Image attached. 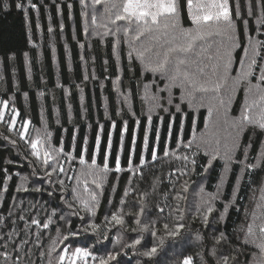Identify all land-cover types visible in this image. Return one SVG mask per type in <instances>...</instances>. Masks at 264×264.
Segmentation results:
<instances>
[{
	"label": "snow or ice",
	"instance_id": "1",
	"mask_svg": "<svg viewBox=\"0 0 264 264\" xmlns=\"http://www.w3.org/2000/svg\"><path fill=\"white\" fill-rule=\"evenodd\" d=\"M101 4L105 5L101 18L106 19L107 23L97 24L96 13L99 9L96 6ZM79 5L85 17L82 31L87 39L84 42L79 39L77 23L76 32L63 43V49L67 54V70L71 73L74 61L69 43L75 42L73 48L80 50L77 66L83 65L84 71L82 76L70 80L69 87H64L60 82L61 69L58 67L55 89L62 93V101H69V122H72V101L77 92L78 115L85 120L91 116L93 103L97 108L100 106L99 97L85 102L89 83L101 92H107L103 104V119L109 123L106 146L101 148V133L105 125L99 120L96 121L99 131L91 151L87 137L83 138L82 146H78L74 134L68 144L71 151L66 150L63 139H57L59 147H54L47 123L43 137L37 130L35 139H26L30 121L23 120L21 128L17 129V116L20 113L12 107L6 120L5 110L9 109V101L0 100V122L4 123L5 132L15 130L19 141L24 142V157L28 160L27 167L31 168L28 175L13 172V168L23 171L25 166L18 157L11 155L5 135L4 140L0 141L8 153L0 155V187L3 193L9 194L8 197L0 195L4 210L12 214L7 204L8 199H17L12 194L13 190L15 193H47L49 200L42 203L36 201L32 206L39 204L45 211L50 208L51 214L46 220L31 218V224L56 232L57 238L51 240L48 264H52L51 256L56 252L58 240L64 246L57 253L56 264H89L90 261L93 264H132L131 259L124 258L126 252L109 250V244L114 248L120 244L123 235H118L113 242L97 222L98 209L106 192L107 204L111 208L104 213V227L120 226L121 230H125L126 216L135 222L131 232L136 236H130L132 242L122 247L135 250L142 246L145 234L152 237L151 247L144 245L143 251L135 252L136 256L147 259L143 262L137 259L135 264H168L162 258L165 246L169 242L175 246L183 239L181 230L186 228L183 221L190 212L194 219H200L203 228L209 230L213 241L209 253H198L200 264H239L241 256H245L244 264H249V244H255L259 249V256L254 257L251 264H264V0H122L120 4L113 2L110 5L109 0H92L91 14L87 11L90 7L88 0H79ZM51 6L56 13L61 12V4L57 0H52ZM10 7L21 12L27 24L31 11L40 13L41 8L47 9L49 4L46 0H39V3L36 0H11L10 5L9 0H0V9L7 12ZM73 7L72 3L66 5L69 12ZM185 9L194 28L182 26ZM113 10H116L114 18ZM252 18H255V26ZM40 27L37 16L35 28ZM210 27L222 34L224 39L206 42L205 37L212 35L208 31ZM46 31L62 38L65 23H59L58 33H54L51 23ZM28 32V43L33 48H39L40 45L33 41L31 28ZM252 32L257 36L251 35ZM146 33H155L151 36L152 42L147 46L138 44ZM48 47L55 63L56 43H50ZM22 57L31 81L36 60L33 58L30 62L28 51H24ZM17 60L15 54L0 58V67L7 72L10 61L14 77ZM98 61H102L99 63V74ZM4 79V75H0V83ZM105 81L110 87H106ZM37 87L48 89V84L45 82ZM241 89L244 91V103L240 115L232 116L230 113L235 95ZM10 90L11 85L7 91ZM24 95L27 99V92ZM37 95L46 98L45 91ZM254 107L261 109L257 119L250 116ZM202 108L207 109V116L203 118L204 130L200 131ZM59 116L58 113L57 124H60ZM118 125L119 139L114 151L113 134ZM88 127L92 125L88 124ZM213 141L217 147L211 151L202 147ZM222 141L223 151L220 149ZM11 145L17 146L18 141L11 140ZM77 158L79 164L85 166L80 176L76 177L77 184L81 176L93 177L91 183L94 188H89L86 180L84 182L83 191L87 198L80 195L77 187H72L69 192L65 180L59 178L60 174H64L69 180L73 179L68 176L72 168L66 169L65 162L71 165ZM217 160L221 164V173L215 192H206L204 184L200 183L195 193L198 200L194 205L189 204L187 194L190 184L195 181L188 179L181 183V177L190 178L193 173L202 176L214 169ZM166 165L173 169L167 176L163 172ZM197 168L202 171L197 173ZM54 174L57 176L55 181ZM122 176H126V179L121 186ZM17 177L19 184L16 183ZM233 179L235 187H232ZM242 181L245 182L243 185ZM225 185H228L227 191ZM248 189L253 192L250 199L255 200V193H260V202L256 204L259 212H249L246 205L239 203L243 199L240 193ZM57 191L63 193L58 198L59 202L55 199ZM130 196L136 198L128 199ZM117 198L119 205L138 211H114ZM242 207L245 221L250 216L252 223H247L246 227L241 225L239 229L233 228L229 233L221 222L226 220L230 209L240 212ZM74 217L80 227L73 226ZM19 218L24 219L23 216ZM257 220L260 221L258 225ZM161 221L163 234L156 227ZM0 222L5 221L0 219ZM254 226L258 227L259 237ZM89 229L93 236L89 235ZM239 233L244 234L243 243L240 242ZM41 236L42 233H36V240L39 241ZM206 237L207 233L202 236L197 230L194 241L202 242ZM8 239H11L10 235ZM20 243L27 245L29 240L24 239ZM41 246L37 244V247ZM40 255L43 257L44 253ZM12 264H16L15 259ZM174 264H194V257L185 255Z\"/></svg>",
	"mask_w": 264,
	"mask_h": 264
},
{
	"label": "trees",
	"instance_id": "2",
	"mask_svg": "<svg viewBox=\"0 0 264 264\" xmlns=\"http://www.w3.org/2000/svg\"><path fill=\"white\" fill-rule=\"evenodd\" d=\"M37 3H39V0H36ZM46 2L49 4V7L47 9L41 8L40 13H37L36 11L30 12V20L26 24L23 15L18 10L11 8L5 12L2 9H0V58L10 56L15 54L18 58L17 64H16V72L15 76L13 77L12 74V68H11V62L9 61V68L7 72L3 71V68L0 67V75H4V82L0 83V100L10 98L13 99V105L16 108L17 112L20 113L18 115V125L21 126L23 120H29L30 126L34 128H39L43 124H48L47 130L52 132V144L54 147H59V144L56 142L57 139H63L65 141L66 150L71 151V149L68 147L69 142L71 141V137L73 134L76 136V144L78 146H82L83 138L86 136L88 139V148L89 151L92 150L95 143V135L97 134L98 127L96 124V121L99 120L100 123H103L105 125L104 132L101 133V148L103 149L106 146V139L107 134L109 130V123L103 119V112H104V96L107 95V92H101L98 87H94L92 83H89L87 89H86V103L89 100H94L96 97H99L100 106L99 108L96 107L95 103H93L92 113L90 118L87 120L84 119L83 116L78 115V107H79V93L77 92L75 97L72 101V111H71V121L69 122V109H68V103L69 101L61 100L62 93L55 89V82L57 77V68L60 67L61 69V76H60V82L64 85V87H69V83L71 79H75L77 76H82L84 68L83 65L77 66L78 62V53L80 52L79 48H73L74 41H70L69 43V49L72 52L73 57V70L71 73L67 70V54L64 52L63 49V43L65 41H69L71 35L76 32L77 30V23H79L80 28V35L79 39L81 42L85 41V37L83 35V26H82V10L79 5V0H57L61 4V12L56 13L55 9L51 6L52 0H46ZM9 3L11 5V0H9ZM72 3L74 4L73 9L69 12V10L66 8V5ZM187 10L185 9V20L183 22V27H190L191 23L190 20L186 16ZM37 16H39L41 27L40 29L35 28V21L37 19ZM51 18V19H50ZM64 22L65 23V32L62 38L60 37H54L52 34L47 33V26L49 23L52 24L54 28V33L59 32V23ZM253 24V23H252ZM31 28L32 35H33V41L35 44L40 45L39 48H33L32 45L28 43V30ZM251 35L255 36V32H252ZM56 43L57 47V57L56 62L54 63L52 60L51 55V48L48 47L50 43ZM24 51L29 52L30 62L33 58H35L36 62L33 64V70H32V80L29 81L28 79V72L27 69L24 67L23 64V57L22 53ZM103 55L102 53L100 54ZM102 61H98L97 64V72L99 74V63ZM41 74H43L44 79L41 80ZM114 78V77H113ZM45 82L48 84V89H45L44 87H37V85H43ZM77 83H79V80H76ZM9 85H11V90L7 91L9 89ZM106 87H110L107 81H105ZM19 88L20 91L17 92L16 89ZM45 91L46 98L40 97L37 95L38 92ZM6 92V94H5ZM27 92V99H25L24 93ZM56 96V102L53 103V96ZM115 94L113 93V98ZM242 101V94L239 92L237 94V97L235 99V102L232 107V114L236 115ZM43 106V120L41 119V107ZM60 114V124L56 123L57 114ZM117 119H119L117 117ZM203 122V117H201L199 122V128L201 127ZM88 124H91L92 127H88ZM64 129H67V131H64ZM130 129H131V123H130ZM248 133H246L247 135ZM7 136L9 139H15L12 138L14 136L10 132H5V128L2 124H0V141L4 140V136ZM118 139H119V125L117 128V131L113 134V150H116V147L118 145ZM18 141L17 146H12L8 141L6 142L7 148L11 149V155L16 156L19 158L20 161H23L24 170L20 171V168H13V172H20L21 175L27 174L31 171L30 167H27L28 160L24 157V144H22L19 139L16 138ZM126 145L128 144V138L125 139ZM139 143V141H138ZM259 151V147H257V152ZM5 145L0 144V155H7ZM73 155H75V152H73ZM203 155V153H201ZM30 158V157H29ZM86 160H87V154H86ZM31 159V158H30ZM78 158L75 161V163L71 164L70 167L73 169L77 168V162ZM90 162V161H89ZM255 162L254 160L252 161ZM67 162H65V165ZM178 164V162H177ZM172 168H169L167 165L164 167L163 172L164 175L167 176V173L169 171H172ZM202 169L197 168V173L201 172ZM221 173V164L219 160L217 162H214V169H210L207 173H204V175H197L196 173H193L191 177H181V183L184 180L190 179V181H195L196 184L203 183L205 186V191L208 193H213L216 190V185L219 183V176ZM42 174V173H41ZM159 174V173H157ZM59 178H61V174L59 175ZM232 179L231 177H229ZM113 181H115V174L112 176ZM126 179V176L121 177V186L123 185L124 180ZM67 181V180H66ZM65 181V182H66ZM19 178H16V183L19 184ZM194 183V185H195ZM245 182L242 181V185ZM67 189L70 191V185L66 182ZM193 184H190V186ZM235 181L232 180V187H235ZM45 187H48L45 185ZM53 187H55V184H53ZM253 187H256V185H253ZM225 190H228V185H225ZM51 191V189H49ZM13 195H18V193H15L14 190L12 191ZM63 193L60 191H57L55 194V199L57 202H59L58 198ZM253 194L251 189L248 190H242L240 193L241 196H243V199L240 200V205H248L249 198ZM0 195H3L5 197H8V193H3L2 187H0ZM26 196H30V199H25V202L22 204V209H18L17 213L20 214V216H23L24 219L21 220L18 218V220L13 219V214L9 215L7 211L4 210V203L2 200H0V219L4 220L5 222H0V264H12L13 260H16V264H48L46 262V258L44 255H46V244L50 242L52 235H54L56 232L54 230H43L41 228H37L34 226H31V218L33 216L40 217V220L46 219L48 215L51 214V209H47V211L43 210V208L39 207L36 208L35 211L31 209L32 204H35L37 200H40L42 203L43 201L49 200L47 193L45 192L43 195L33 193L28 194L24 193ZM107 196L108 193L106 192L105 197L102 199L101 207L98 209V217L97 220L98 223L101 224V229L105 231L110 239L114 242L117 239L118 233H121L125 239L123 241H120V244H116L115 247L111 244H109V250L114 252H121V253H127V255L124 257L125 259H131L132 264H135L137 259H140L142 262L146 260L147 258L139 257L135 255L136 251H143L144 245H147L148 247H151V240L152 237L148 236L149 234H145L144 240H142V246H138L137 249H131V248H125L121 245L123 244H130L132 240L129 238L135 237L136 233H132L131 229L135 227L134 219H130L128 216L125 217L126 219V225L125 230H121L120 226H108L104 227V221L103 216L104 213L108 212L111 208L110 205L107 204ZM71 198V197H69ZM136 197L130 196L128 199H134ZM116 202V207L113 209L116 212H120L121 210L125 213H128L130 211H138V209H130L127 206H121L118 204V198ZM195 201L190 202L189 204L194 205ZM13 205L14 201L11 199H8L7 207L11 208L13 211ZM181 206L183 207L184 204L182 202ZM35 208V207H33ZM193 207V212H194ZM83 214V213H82ZM192 214L191 212L186 215L185 220L183 223L186 225L185 229L181 230V236L183 237V241L186 243V241H193L198 244V246L190 247L182 249V254L179 255L175 259V256H172V253L168 250V246H165L164 254L166 253V256L163 254V259L168 262V264H174V262H177L179 260H182L185 255H192L194 257V264H200V258L199 254L209 253L211 251L213 241L211 239V233L208 229L203 228L200 219L199 218H188V215ZM19 216V217H20ZM43 217V218H42ZM244 213H243V207L241 208L240 212H236L233 209L229 210V214L225 221L221 222L222 226H226L228 229V232L231 233L233 228L239 229V227L243 223ZM55 219V218H53ZM110 219V217H109ZM163 222H158L156 227L160 229V234H163ZM73 226L74 227H80L79 221L74 217L73 218ZM171 226V224H170ZM197 230H200L201 235L203 236L205 233H207V237L202 242H196L194 241V235ZM42 233V236L39 241L36 240V233ZM11 236V239H8V236ZM89 235L93 236L94 234L91 232V229H89ZM218 235V234H217ZM235 235V234H233ZM240 235V234H239ZM83 237H81L82 239ZM24 239L29 240V243L27 245H22L20 242ZM243 238L240 236V242L243 243ZM15 243V247L13 244ZM105 243H108L105 241ZM37 244L42 245L41 247H37ZM49 244H47L48 247ZM17 251L19 252V256L17 258ZM27 253V255H25ZM41 253H44L43 257H41ZM247 260L249 261V264H251V261L254 256V250L253 248L248 245L247 246ZM48 255V252H47ZM207 258V257H206ZM245 256L240 257L239 264H244ZM54 264V263H53ZM231 264V262H230Z\"/></svg>",
	"mask_w": 264,
	"mask_h": 264
},
{
	"label": "rangeland",
	"instance_id": "3",
	"mask_svg": "<svg viewBox=\"0 0 264 264\" xmlns=\"http://www.w3.org/2000/svg\"><path fill=\"white\" fill-rule=\"evenodd\" d=\"M117 3V4H120V3H122V0H109V5L111 4V3ZM88 3H89V5H90V7H89V9H87V11L89 12V14H91L92 13V8H91V5H92V0H88ZM81 7V6H80ZM98 9H99V11L96 13L97 14V16H98V20H97V24H100V23H107V20L106 19H102L101 17L103 16V13H104V7H105V5L104 4H101V5H98V6H96ZM116 10H113V18H114V12H115ZM257 15H259V10L257 9ZM84 20H85V17L82 15V26L84 25ZM190 20V19H189ZM89 22H90V19H89ZM161 23H163V21L161 22ZM191 23V22H190ZM252 23H253V26H255V18H252ZM110 27H111V25H109ZM187 28H194V26L191 24V26L190 27H187ZM101 31H103V29H100ZM208 31L209 32H211L212 33V35L211 36H206L205 37V41L206 42H211V41H213V40H215V41H219V40H223L224 39V37H223V35L222 34H218L216 31H215V29L214 28H209L208 29ZM155 33H146L145 35H143L142 37H141V41H139V42H137L138 44L139 43H143V45H145V46H147L149 43H151L152 41H151V36L152 35H154ZM255 36H257V33H255ZM85 37V36H84ZM87 38L85 37V40H86ZM239 92H241V94H242V101H241V105H240V108H241V106L243 105V103H244V91H243V89H241V90H239V91H237V93H236V95H235V99H236V97H237V94L239 93ZM9 109H6L5 110V118H6V120H8L9 119V112H10V110H11V108L12 107H14V105H13V99L12 98H10L9 100ZM234 104V103H233ZM0 106H2V105H0ZM232 107H233V105H232ZM240 108H239V110H238V112H237V114L236 115H233L232 114V110H231V113H230V115H232V116H239L240 115ZM260 115H261V109H260V107H254L252 110H251V112H250V116L252 117V118H254V119H257V118H259L260 117ZM207 116V109L206 108H202V109H200V117H206ZM213 120L215 119V116H213V118H212ZM17 120H18V116H17ZM0 124H2L3 126H4V123H2V122H0ZM22 126V125H21ZM21 126H19L18 125V121H17V125H16V128L17 129H19V128H21ZM37 130H39V134L41 135V137H43V135H44V131H45V125L43 124L41 127H39V128H34V127H32V126H30V123H29V132H28V135H27V137H26V139H35L36 138V136H37ZM199 130L200 131H203L204 130V123L202 122V125H201V127L199 128ZM10 133H12L14 136H12V138H17V139H19L18 137H17V135H16V131L15 130H13V131H11ZM11 140H13V139H9L8 138V142L11 144ZM22 144H24V142L23 141H20ZM204 149H206V150H208V151H211L212 149H214V148H216L217 147V145L215 144V142L213 141L212 143H210L209 145H203L202 146ZM223 147H224V144H223V141L221 142V145H220V149H221V151H223ZM29 151H30V148L28 149ZM203 153V152H202ZM70 167V165H69V163H67L66 165H65V168L66 169H68ZM72 168V167H71ZM85 169V166H82V165H80L79 164V161L77 162V168H75V169H73L72 168V171H69L68 172V176H72L73 177V179H71V180H69L68 178H67V176H65L64 174H61V178L62 179H64L69 185H70V190H71V188L72 187H77V190H78V192L80 193V195L81 196H83L84 198H87V194L86 193H84V191H83V187H84V182H85V180L88 182V186H89V188H94V185H92V183H91V181H92V179H93V177L92 176H87V175H84V176H81V178H80V183H79V185L77 184V182H76V177L77 176H80V174H81V172H82V170H84ZM24 175H27V174H24ZM29 179L31 180L32 179V177L30 176L29 177ZM57 179V176L54 174V176H53V181H55ZM200 184V183H199ZM199 184H196L195 183V185L193 184V185H191L190 186V188H189V193L187 194L188 195V203H190V202H193V201H197L198 200V197L195 195V193H196V190H197V188H198V185ZM70 192V191H69ZM253 196V194H251V196L250 197H252ZM255 196H256V199L255 200H253V199H250L249 198V202H248V205H247V208H248V210H249V212H251V211H253V210H255V211H257V212H259L260 210L259 209H256V204L258 203V202H260L259 201V197H260V193L257 191L256 193H255ZM30 196H26V195H24V193H18V195H17V199L14 201V207H13V211H12V214H13V219L14 220H18V218H19V216H20V214L19 213H17V210L19 209H22V207H23V203L25 202V199H30L29 198ZM21 201H22V203H21ZM37 201H40V200H37ZM77 204H78V201L76 202ZM39 207H41L39 204H37L36 206H35V208H33V206L31 207V209L33 210V211H35L36 210V208H39ZM42 208V207H41ZM48 212V211H47ZM193 218V214H190V215H188V218ZM33 218H36V219H40V217H37V216H33ZM43 218V217H42ZM43 220H46V219H43ZM247 223H252V220H251V217L249 216V218H248V220L247 221H245V217L243 218V223H242V225H245V227H246V224ZM260 223V221L259 220H257V222H256V224L258 225ZM30 224H31V222H30ZM31 226H34V227H37V226H35V225H32L31 224ZM42 229V228H41ZM254 231H256V233H257V237H259V231H258V227H255L254 226ZM240 234V236H241V238H243L244 239V234L243 233H239ZM118 235H122L121 233H118ZM118 235H117V237H118ZM148 236H150V234L148 235ZM57 237H56V233L54 234V235H52V238H51V240L52 239H56ZM125 239V237L123 236V239L121 240V241H123ZM51 240H50V242H48L47 244H49L48 245V247H47V244L45 245L46 246V251L47 252H49V250H50V248L52 247V245H51ZM170 244V242L168 243V244H166V246H168ZM198 246V244L197 243H195V242H193V241H190V243H185L183 240H180L175 246L174 245H172V243L170 244V246L168 247V250L172 253V256H175V259L177 258V257H179V255L180 254H182V249H184V248H187L188 246H190V247H194V246ZM252 248H253V250H254V256H253V258L254 257H257V256H259V249L256 247V245L255 244H249ZM63 244H61L60 242H59V240L57 241V243H56V245H55V248H56V252H53L52 253V256H51V260H52V264L54 263V264H56V259H57V253L60 251V249H62L63 248ZM47 252H46V255H44L45 256V258H46V262H48V260H49V256L47 255ZM165 256H166V253L164 254ZM253 260V259H252ZM89 264H93V262L92 261H90L89 262Z\"/></svg>",
	"mask_w": 264,
	"mask_h": 264
}]
</instances>
